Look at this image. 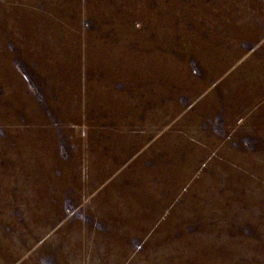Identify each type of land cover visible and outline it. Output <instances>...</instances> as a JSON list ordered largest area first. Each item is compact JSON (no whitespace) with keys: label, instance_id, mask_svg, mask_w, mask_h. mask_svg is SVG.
Here are the masks:
<instances>
[{"label":"rangeland","instance_id":"rangeland-1","mask_svg":"<svg viewBox=\"0 0 264 264\" xmlns=\"http://www.w3.org/2000/svg\"><path fill=\"white\" fill-rule=\"evenodd\" d=\"M0 264H264V0H0Z\"/></svg>","mask_w":264,"mask_h":264}]
</instances>
